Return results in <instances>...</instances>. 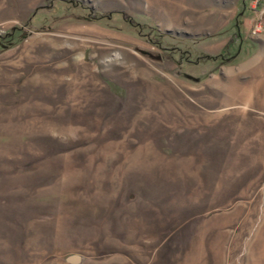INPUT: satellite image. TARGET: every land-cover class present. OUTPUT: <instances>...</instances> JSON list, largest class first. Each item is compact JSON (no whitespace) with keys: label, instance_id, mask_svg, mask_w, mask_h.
I'll return each mask as SVG.
<instances>
[{"label":"rangeland","instance_id":"obj_1","mask_svg":"<svg viewBox=\"0 0 264 264\" xmlns=\"http://www.w3.org/2000/svg\"><path fill=\"white\" fill-rule=\"evenodd\" d=\"M0 264H264V0H0Z\"/></svg>","mask_w":264,"mask_h":264}]
</instances>
